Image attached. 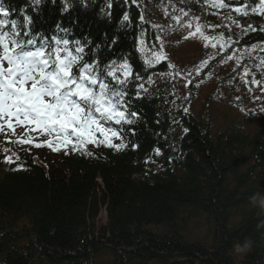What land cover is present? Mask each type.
<instances>
[{"label":"trees","instance_id":"16d2710c","mask_svg":"<svg viewBox=\"0 0 264 264\" xmlns=\"http://www.w3.org/2000/svg\"><path fill=\"white\" fill-rule=\"evenodd\" d=\"M113 1L117 4L106 19L99 11L101 0L64 17L57 6H45L33 28L68 25L96 52V62L120 64L128 58L141 83L159 79L163 64L145 71L135 58L142 32L144 44H155L152 31L138 27L131 7L129 23L122 22L128 4L138 0H125V6L123 0ZM258 37L249 34L242 41L264 42ZM203 69L209 74L213 66ZM203 78L199 74L197 80ZM154 94L133 106L139 114L130 129L135 152L90 149L77 157L42 153L35 159L24 149L11 169L0 161L1 264H99L103 251L111 258L105 264L113 259L114 264H264L263 136L244 135L241 126L213 134L216 120L201 123L184 111V101L166 91ZM202 114L211 115L205 107ZM117 131L127 133L126 128ZM156 149L163 154V168L154 174L144 160ZM100 207L106 208L108 221L96 232ZM187 217L206 223L208 243L183 239ZM149 226L157 230L147 231ZM235 243L247 247L241 258L232 253Z\"/></svg>","mask_w":264,"mask_h":264},{"label":"snow or ice","instance_id":"6c2138e0","mask_svg":"<svg viewBox=\"0 0 264 264\" xmlns=\"http://www.w3.org/2000/svg\"><path fill=\"white\" fill-rule=\"evenodd\" d=\"M33 3L39 5L41 0H33ZM225 6L218 5L221 8ZM68 8L65 0L63 10L67 11ZM258 9L264 13V0H260V4L253 7L252 12L256 13ZM234 10L240 12L239 8ZM8 16L9 12L0 6V17H3L0 19V131L5 128L13 129V122L15 126H29L32 132L54 137L43 144L35 143L34 147L46 146L54 152L60 151L61 147L67 149L70 144L72 150L83 148L86 144L102 143L112 147L110 139H118L119 136L101 122H111L121 127L136 122V112L125 107L128 93L124 89L132 79L141 80L143 77L139 73L133 75L127 59L120 64L113 60L103 68L99 62H86L85 46L80 41L72 42L75 45V55L68 49V39L55 40V44L63 45L62 48L36 47V37L24 31L23 36L29 38L21 39L17 22L9 21ZM123 20H129L128 14L123 16ZM9 25L10 30L5 31ZM30 25L31 19L25 16L24 27L28 28ZM199 31L197 28V32ZM143 35L142 32L141 37ZM115 42L112 41L113 44ZM29 46L34 50H26ZM136 50L145 57V71L167 59L163 49L151 50L149 53L144 47L143 39L139 40ZM61 52L65 53L63 57ZM207 65L208 61H203L195 69L196 75ZM168 67L173 65L168 64ZM118 72L123 78L117 76ZM191 74L189 71L188 75ZM107 78H111V82H106ZM148 82L153 83L151 77H148ZM140 89L145 93L148 91L143 85H140ZM134 98L140 99L139 92L134 94ZM184 111L187 112L188 109ZM260 111L264 112V107ZM97 134L103 140H97ZM19 143L31 141L21 140ZM123 146L121 144L118 147ZM155 154L161 153L157 149ZM4 162L11 164L13 161L11 157H7Z\"/></svg>","mask_w":264,"mask_h":264},{"label":"rangeland","instance_id":"374dc122","mask_svg":"<svg viewBox=\"0 0 264 264\" xmlns=\"http://www.w3.org/2000/svg\"><path fill=\"white\" fill-rule=\"evenodd\" d=\"M186 52H190V50H187V49H184ZM218 116V115H217ZM104 212L103 211H101V213H100V215H99V219H97V223H96V225L98 226V227H102V226H104L105 225V218H106V216H104ZM202 228V227H201Z\"/></svg>","mask_w":264,"mask_h":264},{"label":"clouds","instance_id":"9594fccd","mask_svg":"<svg viewBox=\"0 0 264 264\" xmlns=\"http://www.w3.org/2000/svg\"><path fill=\"white\" fill-rule=\"evenodd\" d=\"M260 203H261L262 206H264V199H262V200L260 201ZM242 250H243V249L237 247V251H242Z\"/></svg>","mask_w":264,"mask_h":264}]
</instances>
